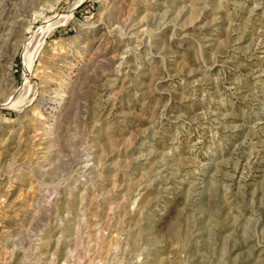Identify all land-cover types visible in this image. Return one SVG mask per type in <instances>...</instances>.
<instances>
[{
  "label": "rangeland",
  "instance_id": "1",
  "mask_svg": "<svg viewBox=\"0 0 264 264\" xmlns=\"http://www.w3.org/2000/svg\"><path fill=\"white\" fill-rule=\"evenodd\" d=\"M0 264H264V0H0Z\"/></svg>",
  "mask_w": 264,
  "mask_h": 264
}]
</instances>
